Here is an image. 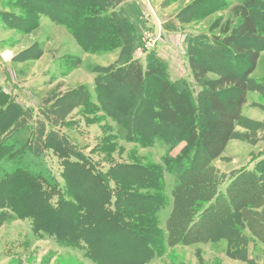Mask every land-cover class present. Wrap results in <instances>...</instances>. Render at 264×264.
Masks as SVG:
<instances>
[{"label": "trees", "instance_id": "1", "mask_svg": "<svg viewBox=\"0 0 264 264\" xmlns=\"http://www.w3.org/2000/svg\"><path fill=\"white\" fill-rule=\"evenodd\" d=\"M6 1L20 9L18 14L0 10L1 19L12 28L28 26L45 15L54 24L65 25L84 51L119 49L118 66L95 71L93 89L99 105L77 90L67 96L80 99L73 106L86 104L93 112H102L117 124L118 133L141 146L152 145L156 137L163 138L169 149L184 145L174 156L165 154L161 163L120 164L103 174L56 128L54 110L43 109L41 118L29 123L28 108L10 102L0 86V224L11 216L25 219L35 235L78 248L94 264H146L162 254L165 244L220 240L226 241L229 257L255 264L249 256L250 244L253 248L254 242L264 244V158L254 168L234 172L223 190L219 185L224 175L211 162L234 133L263 47L264 25L251 15L259 0H239L232 9L237 23L220 27L223 36H211L219 27L218 19L209 34L185 35L189 71L201 87L195 96L183 79H172L166 60L148 52L144 65L133 57L142 23L134 4L123 6L126 0ZM195 1L192 4L206 15L208 6ZM193 10L189 18L178 13V20L196 18L200 13ZM219 48L225 53L218 59L228 65V72L210 69L209 54ZM212 73L215 76H209ZM67 111L58 119L62 121ZM47 149L60 161L63 189L47 165ZM164 170L175 176L167 235L160 230L158 218L167 204ZM59 264L81 262L67 259Z\"/></svg>", "mask_w": 264, "mask_h": 264}, {"label": "rangeland", "instance_id": "2", "mask_svg": "<svg viewBox=\"0 0 264 264\" xmlns=\"http://www.w3.org/2000/svg\"><path fill=\"white\" fill-rule=\"evenodd\" d=\"M195 2V0H159L158 2L126 0L123 4L127 7L130 3L134 4L142 15L138 47L134 50L133 57L139 58L145 65L148 52H153L164 60L168 55L174 56L173 58L177 61L170 62L172 70L169 67L172 79H183L194 96L201 87L193 81L191 74L189 75V69L186 70L188 63L185 57V35L209 34V27L218 19L219 27L211 32V36H223L219 31L220 27L230 23L232 28L237 23L238 18L234 16L232 9L239 0H201L200 4L203 3L208 6L204 8H209L206 15L201 12L202 9L199 6L192 4ZM11 4L2 0L0 10L20 13L17 3L14 6ZM166 5L171 8L178 6L179 10L176 9L178 11L174 17L183 30H186V33H181L185 34L184 37L178 36L177 33L166 37L159 29L162 19L166 17L162 15L161 19L159 12ZM188 5L189 7L192 5V9H198L200 14L196 18L191 17V20L180 22L178 13L184 12L182 15L189 18V14L194 12ZM251 15L254 21L264 25L262 21L264 0H259L255 4L251 9ZM28 24L22 28H12L11 24H6L0 17V86L5 89L10 102L15 101L28 108L32 115L29 123H34L41 118L43 109L54 110L56 128L63 132L85 157L91 159L95 167L103 174L109 173L112 168L120 164L161 163L165 154L170 153L174 156L180 151L184 145L183 142L169 149L168 143L161 137H156L150 146H141L137 142L128 141L118 133L117 124L110 117H104L102 112H93L92 108L86 104L73 106L75 100L80 99L74 100L71 96L67 97L81 90L90 97L91 104L98 106L93 89L95 71L100 67L110 69L118 66L119 49L107 52L84 51L65 25H56L45 15H39L36 20ZM149 38L156 39L155 46L147 44ZM180 44L183 49L179 46ZM39 50H41L40 55L35 56ZM220 53L224 54L225 51L214 50L210 54L207 51V54L212 56L209 58L210 69L228 72V65L221 64L222 58L218 59V56H221ZM31 54L34 57L27 58ZM172 72L179 76H175ZM209 76H215V74L212 73ZM250 77L252 81L245 93V101L240 108V119L235 122L234 133L220 156L211 162L224 175L219 185L220 190L226 187L234 176V172L244 168H254L257 161L264 158V43ZM107 85L118 87L112 83ZM116 94H120L119 89ZM226 99L227 97H224L223 101L226 102ZM65 110L68 111L61 121L58 118L62 117ZM45 154L47 165L63 189L65 181L61 176L62 167L58 157L50 149L45 150ZM163 177L167 204L159 210L158 218L160 230L167 235L165 224L173 205L171 190L175 183V176L164 170ZM111 182L113 183L112 180ZM254 243L255 248L250 244L249 256L254 257L255 264H264V244ZM67 259H75L81 264H94L86 259L83 251L78 248L61 246L48 235H35L25 219L11 216L0 224V264H59L60 261L64 262ZM146 264L246 263L229 257L226 254V241L220 240L213 244L209 242L173 246L165 244L162 254L151 258Z\"/></svg>", "mask_w": 264, "mask_h": 264}, {"label": "crops", "instance_id": "3", "mask_svg": "<svg viewBox=\"0 0 264 264\" xmlns=\"http://www.w3.org/2000/svg\"><path fill=\"white\" fill-rule=\"evenodd\" d=\"M156 2H158L159 0H155ZM161 1V0H160ZM173 1V0H172ZM169 6V5H168ZM178 6H174V7H167L164 6L162 7V9L159 12V17H161V19L163 18L162 15L166 16L165 18L162 19V23L159 26V29L161 30L162 34L166 37L169 34L172 33H177L178 36H181L183 34H181L182 32L186 33V30H183V27L181 26V24L175 19V14L176 11H178L179 9L177 8ZM178 9V10H176ZM185 35V34H184ZM183 35V37H184ZM168 42V41H167ZM183 43V40L181 41ZM182 48V44L179 45ZM180 48V49H181ZM183 49V48H182ZM174 56H167L165 59L168 63V66L170 67V69L172 70V66L170 64V62H176L177 60L175 58H173ZM184 62V61H183ZM186 62V61H185ZM186 65V64H185ZM189 69L188 64L186 65V70ZM175 76H179V74H175L174 72H172ZM189 75H190V71H189Z\"/></svg>", "mask_w": 264, "mask_h": 264}, {"label": "built area", "instance_id": "4", "mask_svg": "<svg viewBox=\"0 0 264 264\" xmlns=\"http://www.w3.org/2000/svg\"><path fill=\"white\" fill-rule=\"evenodd\" d=\"M156 39H152V38H149L148 41H147V44L150 45V46H155V41Z\"/></svg>", "mask_w": 264, "mask_h": 264}]
</instances>
